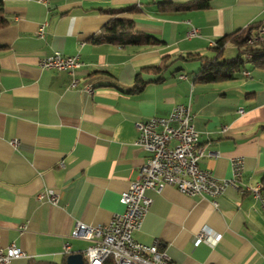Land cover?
I'll return each instance as SVG.
<instances>
[{"label": "crops", "instance_id": "1", "mask_svg": "<svg viewBox=\"0 0 264 264\" xmlns=\"http://www.w3.org/2000/svg\"><path fill=\"white\" fill-rule=\"evenodd\" d=\"M1 1L9 24L0 29V248L27 254L10 264L84 259L91 242L72 237L76 224L106 225L123 213L121 195L148 159L135 145L138 122L179 104L195 115L200 167L230 179L232 160L242 157L245 170L218 209L173 187L147 192L152 205L134 239L158 244L174 264H264V211L246 191L264 184V68L244 57L242 71L206 84L196 81L201 61L188 58H214L220 39L264 26V0ZM115 20L133 23L125 34L157 42L95 41ZM231 45L222 58H235L224 57L228 48L239 55ZM55 52L79 55L84 66L74 76L41 68ZM88 83L91 94L82 90ZM47 190L56 205L38 199ZM201 231L211 233L208 242L195 241Z\"/></svg>", "mask_w": 264, "mask_h": 264}, {"label": "built area", "instance_id": "2", "mask_svg": "<svg viewBox=\"0 0 264 264\" xmlns=\"http://www.w3.org/2000/svg\"><path fill=\"white\" fill-rule=\"evenodd\" d=\"M38 34L43 36L44 26L39 29ZM190 34L195 36L198 30L193 28ZM249 40L264 41V26L257 28ZM40 66L46 70L68 71L74 76L84 63L79 55L64 56L55 52L42 59ZM244 75L250 76L248 72H244ZM78 82V79L74 78L71 88L77 87ZM82 90L91 94L94 92V85L88 83ZM239 112L243 113L244 110L240 109ZM194 118L191 104H179L167 116L138 122L139 135L135 145L144 148L149 156L139 178L131 182L128 190L121 195L124 212L116 214L106 225L91 226L78 222L72 232L73 238L91 242L84 252L86 264H104L108 259H112L115 264H174L165 252L159 250L158 244L146 245L137 242L133 237L141 228L152 205V199L147 192L161 193L166 187H173L189 197L209 198L213 207L218 209V199L227 188L238 187L245 170L244 158L237 157L232 160L230 179H219L209 170L200 167L206 154L199 146L200 134L195 129ZM246 191L264 211L263 187L258 184L247 187ZM43 198L52 205H56L59 200V196L51 190L38 196V199ZM210 234L201 231L195 236V241L208 242ZM64 252L70 253L69 244H65ZM26 255L23 249L15 245L6 249L0 248V264H10Z\"/></svg>", "mask_w": 264, "mask_h": 264}, {"label": "trees", "instance_id": "3", "mask_svg": "<svg viewBox=\"0 0 264 264\" xmlns=\"http://www.w3.org/2000/svg\"><path fill=\"white\" fill-rule=\"evenodd\" d=\"M204 5V4H203ZM9 21L5 18L3 12V2L0 0V29L6 27ZM260 24H253L245 29L238 30L233 34L220 39L214 50L217 55L214 58L208 59L197 55H191L189 59H198L201 61V71L196 77V81L202 83H216L223 81L232 76L236 72H240L245 67L246 59L254 63L257 68H264V41L250 44L249 39L254 34L255 30L259 28ZM133 28L132 22L124 20H115L109 23L105 27V33L94 40L97 42H121L129 44H151L156 43L157 40L149 35L145 34H125L124 31ZM231 42L239 49V55L236 58L224 59L222 54L225 45ZM248 55L250 57L248 58ZM246 59H245V58ZM161 68H154V70H160ZM137 78L138 86L137 90L142 88L145 84L140 78ZM264 191V184H263ZM51 264V263H50ZM104 264H115L112 259H108Z\"/></svg>", "mask_w": 264, "mask_h": 264}, {"label": "water", "instance_id": "4", "mask_svg": "<svg viewBox=\"0 0 264 264\" xmlns=\"http://www.w3.org/2000/svg\"><path fill=\"white\" fill-rule=\"evenodd\" d=\"M67 264H85L83 255L80 253L71 254L67 258Z\"/></svg>", "mask_w": 264, "mask_h": 264}, {"label": "rangeland", "instance_id": "5", "mask_svg": "<svg viewBox=\"0 0 264 264\" xmlns=\"http://www.w3.org/2000/svg\"><path fill=\"white\" fill-rule=\"evenodd\" d=\"M232 47L231 48H233V49H235V46L234 45H231ZM228 50H230L229 48L228 49H226V51H225V53H224V57L225 58H227V57H237V55H238V53L236 52V53H230V51H228ZM236 50V49H235Z\"/></svg>", "mask_w": 264, "mask_h": 264}, {"label": "bare ground", "instance_id": "6", "mask_svg": "<svg viewBox=\"0 0 264 264\" xmlns=\"http://www.w3.org/2000/svg\"><path fill=\"white\" fill-rule=\"evenodd\" d=\"M258 42H262V41H257V40H249L250 44H254V43H258ZM260 187V186H259Z\"/></svg>", "mask_w": 264, "mask_h": 264}]
</instances>
